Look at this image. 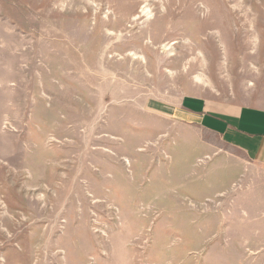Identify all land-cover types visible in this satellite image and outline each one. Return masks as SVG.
Here are the masks:
<instances>
[{
  "label": "rangeland",
  "instance_id": "374dc122",
  "mask_svg": "<svg viewBox=\"0 0 264 264\" xmlns=\"http://www.w3.org/2000/svg\"><path fill=\"white\" fill-rule=\"evenodd\" d=\"M185 92L264 107V0H0V264H264Z\"/></svg>",
  "mask_w": 264,
  "mask_h": 264
},
{
  "label": "crops",
  "instance_id": "0c3cea01",
  "mask_svg": "<svg viewBox=\"0 0 264 264\" xmlns=\"http://www.w3.org/2000/svg\"><path fill=\"white\" fill-rule=\"evenodd\" d=\"M175 119L198 126L219 138L221 143L241 153L264 174V107L234 105L185 92L173 107H166ZM243 217H264V182L243 194Z\"/></svg>",
  "mask_w": 264,
  "mask_h": 264
}]
</instances>
